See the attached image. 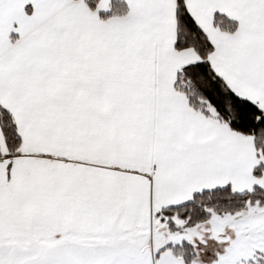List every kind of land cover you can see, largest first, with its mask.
<instances>
[{"label":"snow or ice","instance_id":"1","mask_svg":"<svg viewBox=\"0 0 264 264\" xmlns=\"http://www.w3.org/2000/svg\"><path fill=\"white\" fill-rule=\"evenodd\" d=\"M0 264H264V0H0Z\"/></svg>","mask_w":264,"mask_h":264}]
</instances>
